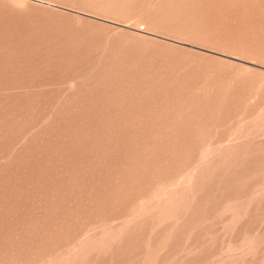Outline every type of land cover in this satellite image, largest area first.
Instances as JSON below:
<instances>
[{"label":"rangeland","instance_id":"374dc122","mask_svg":"<svg viewBox=\"0 0 264 264\" xmlns=\"http://www.w3.org/2000/svg\"><path fill=\"white\" fill-rule=\"evenodd\" d=\"M0 264H264V0H0Z\"/></svg>","mask_w":264,"mask_h":264}]
</instances>
